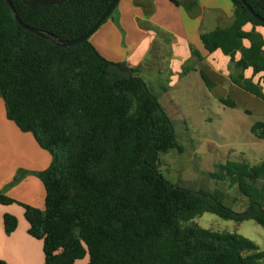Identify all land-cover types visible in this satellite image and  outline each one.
Returning a JSON list of instances; mask_svg holds the SVG:
<instances>
[{"label":"trees","instance_id":"obj_1","mask_svg":"<svg viewBox=\"0 0 264 264\" xmlns=\"http://www.w3.org/2000/svg\"><path fill=\"white\" fill-rule=\"evenodd\" d=\"M10 1L26 25L71 40L86 33L112 0ZM171 1L186 10L197 4ZM231 1L232 24L202 34V44L264 79V38L255 28L243 30L264 24L240 0ZM245 1L264 19V0ZM242 40L250 46L241 47ZM238 49L241 58L235 61ZM201 77L211 88L208 76L201 72ZM233 82L264 98L253 81L240 76ZM0 97L8 119L52 155L49 168L36 174L46 189V208L21 204L29 234L43 240L44 264H75L86 255L88 264H263L264 250L249 253L257 247L247 239L193 221L211 213L264 228V161H228L212 173L248 199L244 212L227 207L221 191H192L169 182L160 173V155L183 150L169 115L133 68L105 59L90 38L59 47L23 29L0 0ZM221 102L235 106L231 99ZM251 130L264 140V122ZM0 203L15 201L0 193ZM17 226V218L5 214V231Z\"/></svg>","mask_w":264,"mask_h":264},{"label":"crops","instance_id":"obj_2","mask_svg":"<svg viewBox=\"0 0 264 264\" xmlns=\"http://www.w3.org/2000/svg\"><path fill=\"white\" fill-rule=\"evenodd\" d=\"M181 2L197 4L186 10L171 0H120L113 14L90 37V42L105 59L125 63L145 82L144 72L153 68L159 73L162 69L166 72L169 88L182 82L188 87L190 82H184L186 78L204 72L213 83L211 88L207 86L209 93L224 87L240 88L233 82L240 76L264 91L262 74H254L250 68L237 69L231 65L230 56L220 50L210 53L202 44V34L232 24L233 2ZM254 28L264 38V27L247 24L243 30L250 32ZM249 46L248 40L241 41V47ZM233 55L238 61L240 49ZM51 162L52 155L40 147L34 135L23 132L8 119L4 99L0 97V193L15 201L10 205L0 203V260L7 264H44L43 240L29 234L30 225L22 205L46 208V189L36 174L48 169ZM20 171L24 174L14 183ZM5 214L18 220L12 233L5 231Z\"/></svg>","mask_w":264,"mask_h":264},{"label":"rangeland","instance_id":"obj_3","mask_svg":"<svg viewBox=\"0 0 264 264\" xmlns=\"http://www.w3.org/2000/svg\"><path fill=\"white\" fill-rule=\"evenodd\" d=\"M144 74L146 83L169 115L183 148L181 152L170 149L160 155V173L172 184L192 191H221L227 207L236 212L247 210L250 203L237 186L218 181L212 173L228 161L250 165L264 161V140L256 138L251 130L255 123L264 122V98L233 86L209 93L199 75L183 78L184 82H190L188 87L182 82L169 88L170 79L163 69L159 73L152 68ZM220 99H231L235 106L223 104ZM193 224L247 239L257 247L249 253L264 250V228L253 220L236 222L204 213ZM88 263L89 255H86L75 264Z\"/></svg>","mask_w":264,"mask_h":264},{"label":"water","instance_id":"obj_4","mask_svg":"<svg viewBox=\"0 0 264 264\" xmlns=\"http://www.w3.org/2000/svg\"><path fill=\"white\" fill-rule=\"evenodd\" d=\"M120 0H112L111 3L109 4V6L106 8V10L102 13V15L97 19V21L92 25V27L83 35L75 38V39H71V40H61L60 38L52 35V34H44L39 32L37 29L26 25L18 16V13L13 5V3L10 0H6L7 4L9 5L11 11L13 12L14 18L16 20V22L25 30L37 34L49 41H52L55 45L59 46V47H63V48H67V47H72L75 46L77 44L83 43L85 41H87L97 30L98 28L102 25V23L109 17V15L112 13V11L116 8V6L118 5ZM245 7L247 8V10L252 14V16L257 19L258 21L262 22L264 24V19L259 16L258 14H256L254 12V10L250 7V5L248 3H246L245 0H240Z\"/></svg>","mask_w":264,"mask_h":264}]
</instances>
